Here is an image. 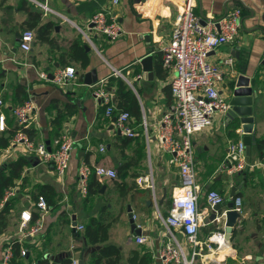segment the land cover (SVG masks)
I'll return each instance as SVG.
<instances>
[{
    "label": "crops",
    "instance_id": "0c3cea01",
    "mask_svg": "<svg viewBox=\"0 0 264 264\" xmlns=\"http://www.w3.org/2000/svg\"><path fill=\"white\" fill-rule=\"evenodd\" d=\"M38 1L46 2L55 14L44 15L29 0H0V94L7 124L6 131L0 132V139H10L7 147L0 146V180L12 178L0 204L5 221L0 232V264L8 245H13V249L19 245V252L27 251L21 257L14 249L11 264H39L45 260L49 264H68L65 261L71 264L73 260L95 264V255L99 256L108 247L119 250L117 264H164L161 251L171 236L160 217L170 214L181 183L178 168L169 164L171 156L158 142L161 120L174 105L170 86L175 72L163 68L162 55L171 40L180 7L174 0H120L117 5H113V0ZM105 8L112 10L123 30L117 39L89 31L93 17ZM235 10L242 11L236 40L213 51L209 59L225 71L219 90L227 101L239 76L256 79L259 98L255 104L254 135L257 141L264 138V0H197L195 9L200 21L203 16L207 23ZM46 25L51 26L41 33L40 29ZM29 29L36 34L31 52H26L20 48V36ZM83 32L91 38L94 47L85 40ZM147 35L151 36L149 40L145 38ZM147 55L153 56V78L144 72L141 64ZM230 58L234 60L233 67L225 64ZM68 67L75 69V104L70 114H63L57 127L53 124L57 109L65 108L69 92L65 89L61 93L50 76ZM115 70L122 71L125 78L113 76ZM93 71L99 83L106 81L114 102L116 85L114 89L108 86L111 78L121 79L137 97L142 117L140 120L131 117L136 138L119 135L112 121L114 117L108 118L106 108L93 96L96 88L83 86L85 75ZM30 100L36 104L37 114L27 135L35 145L45 144L49 150L53 149L55 138L64 130L74 139L70 166L63 179L56 175L52 164L29 154L24 144L13 143L18 127L12 109ZM54 100L57 102L53 106ZM245 136L241 127L227 125L222 114L215 117L210 129L193 136L197 181L202 189L203 223L198 239L203 245L218 232L225 235L218 223H207L212 214L208 192H220L229 202L235 188L234 200L242 201L241 218L231 241L216 236L217 244H211L217 248L214 254L203 261L198 259L195 264H264V167L254 166L263 161V152L256 144L252 146L248 156L251 165L241 174L230 176L219 172L229 145L243 141ZM23 160L22 171L13 173L12 165ZM83 165L91 169L97 166L114 169L117 178H99L93 173L89 186L97 180L101 187L84 197L79 188V171ZM151 174L154 191L138 183L140 178ZM11 191L15 196L5 201ZM45 192L50 207L42 228L36 235L23 238L19 231L21 214L31 213L33 225L41 216L37 200ZM131 215L136 216L134 221L141 235L132 229ZM74 221L84 229L77 232ZM96 222L109 226V238L105 243L92 245L85 234L87 227ZM174 235L190 258L193 246L179 229L174 230ZM140 236L147 237V243L137 244L136 238ZM203 250L208 253L206 246ZM116 259V256L104 257L101 264Z\"/></svg>",
    "mask_w": 264,
    "mask_h": 264
},
{
    "label": "built area",
    "instance_id": "2783aa9c",
    "mask_svg": "<svg viewBox=\"0 0 264 264\" xmlns=\"http://www.w3.org/2000/svg\"><path fill=\"white\" fill-rule=\"evenodd\" d=\"M29 1L44 15L55 14L46 2ZM174 1L179 5L180 12L174 23L171 40L163 48L162 55L163 68L166 71L173 70L175 72L170 86L174 105L161 120L158 142L162 150L171 156L169 164L178 168L181 184L178 192L173 197L170 214L166 217H160L167 234L171 236L170 242L161 251V259L164 264H195L198 259L203 261L204 258L214 254L216 248L211 245L217 244L214 238L218 236L220 239L225 240V235L223 232H218L206 245H203L198 239L203 223L200 209L202 189L197 181L192 139L194 135L210 129L213 126L215 117L221 114L225 115L230 108L229 102L221 95L219 90V85H222L225 80V71L212 63L209 58L213 51L236 40L241 29L242 11L235 10L222 19L209 21L206 27H202L195 11L197 0ZM119 2L120 0H113V5H117ZM91 25H93L92 28ZM89 31L106 36L111 40L117 39L123 34L117 18L113 16L112 10L107 8L93 17L89 25ZM35 34L30 29L23 31L20 36V48L23 51L31 52ZM83 36L94 47L91 38L84 32ZM225 64L233 67L234 60L227 59ZM113 76L125 78L122 71L115 70ZM42 78L48 79L47 75H42ZM74 79L75 69L68 67L54 73L53 80L50 81L60 89L65 90L69 85L74 84ZM106 85V81H101L90 86L92 90L96 88L93 91L94 98L106 108L108 118H117L114 126L122 136L130 139L136 138L138 134L132 126L131 115L127 112L115 114L114 96L109 92ZM3 107L4 100L0 94V132H5L7 129L6 117L2 113ZM12 112L19 129L13 137V143L15 145L24 144L29 154L34 155L43 163L52 164L56 175L63 179L69 169L75 144L69 131H62L54 140V148L49 150L45 144L35 145L27 133L24 132L36 118V104L30 100L13 108ZM146 137L149 139L147 134ZM250 165L245 143L243 141L231 143L227 155L220 165L219 172L233 176L243 173ZM254 166L264 167V159L261 163L254 164ZM93 173L99 178H117V172L114 169L104 166L91 169L87 165H83L79 171V188L81 195L84 197L88 196L89 177ZM138 183L139 185H146L147 188L153 191L155 190L152 174L140 178ZM9 196H15V192H8L5 201ZM206 197L211 209L227 202L226 198L217 191L208 192ZM154 201L156 203L155 197ZM37 208L41 216L33 225H31L33 221L31 213L23 212L21 214L19 231L23 238L34 236L41 230L43 219L49 211L45 197L39 196ZM234 210L239 214L242 213L241 198L234 200ZM133 218L135 220L136 216ZM216 223L222 227V231H225L226 212L218 216ZM83 229V226L75 228L77 232ZM175 229H179L188 243L193 246L194 251L190 258L176 239ZM147 241V237L140 236L136 238V243L140 245L147 243ZM203 246L207 247L208 253H203ZM26 255L27 251L21 249L20 256L25 257ZM14 257L13 245H8L1 264H11ZM71 264H80V262L73 260Z\"/></svg>",
    "mask_w": 264,
    "mask_h": 264
},
{
    "label": "water",
    "instance_id": "95a60500",
    "mask_svg": "<svg viewBox=\"0 0 264 264\" xmlns=\"http://www.w3.org/2000/svg\"><path fill=\"white\" fill-rule=\"evenodd\" d=\"M142 14L141 12L139 13ZM200 24L202 27L207 26V20L205 17H201ZM91 28L93 25L90 26ZM147 40L151 38V36L145 37ZM141 64L143 65L144 72L150 74V78H153V56L147 55L141 60ZM50 80H53V76H50ZM99 82L96 71L87 73L85 75L83 86L90 87ZM66 91L69 92L72 96H75L73 92L74 84L69 85L65 88ZM61 89V93H64ZM259 98V90L256 79H252L251 77H245L244 75L239 76L237 81L235 82L233 89L229 95V110L225 114V121L227 125L241 127V131L246 135L243 138V142L247 146V154L250 155L252 146L255 145L256 137L254 135L255 124H256V111L255 104ZM78 105H80V99H77ZM113 123H116L117 118H113ZM119 135L120 132H118ZM248 168V167H247ZM236 193V189L234 188L232 191L231 199L229 202H226L222 205L215 206L212 209V214L210 218L207 219L208 222H216L218 216H221L224 212H226V227H225V239L227 241H231L232 235L234 233L235 227L237 225L238 220L241 218V215L234 210V195ZM134 215H131V223L132 229L138 234L141 235V229H138L135 221ZM77 227V222H73V228ZM224 263V262H223ZM221 263V264H223ZM80 264H86L85 261H81Z\"/></svg>",
    "mask_w": 264,
    "mask_h": 264
},
{
    "label": "trees",
    "instance_id": "16d2710c",
    "mask_svg": "<svg viewBox=\"0 0 264 264\" xmlns=\"http://www.w3.org/2000/svg\"><path fill=\"white\" fill-rule=\"evenodd\" d=\"M29 15L32 18L33 14L30 13ZM50 26L51 25H46L42 27L40 29V32L42 33V30H44L45 28H50ZM115 85H116L115 114L120 113V112H127L131 115L132 118H135L136 120H140L142 117V113H141L139 101L137 97L135 96V94L133 93V91L131 90V88L127 86L126 83H124L121 79H117V78L109 79L108 86L114 89ZM68 97H69V101H67L65 108L63 110L57 109L58 115L53 121V124L57 127H59L62 123L61 119L64 117L63 114H65L66 112L70 114V110L73 108L75 104L73 101L74 96H72L71 94H68ZM54 102H57V101L56 100L53 101V106H54ZM18 130L19 129L17 128L16 132ZM24 132L29 134V130L27 129ZM9 140L10 139H6L2 137L0 139V146L3 148L7 147L9 145ZM255 144L258 150L263 152L262 158L264 159V138L257 140ZM24 163H25L24 160L22 162L14 163L12 165V167L14 168L13 173L15 171L16 172L22 171ZM11 182H12V178H7V177L0 180V204L4 198L5 191L9 189ZM100 187H101V184L97 180H93L89 186V195H93L95 192H97V189ZM41 196L45 197L47 204L50 207V202H49L50 199L48 198V195L46 194V192L42 193ZM4 228H5L4 212L2 211L0 212V232ZM85 237L89 241V243L92 245L105 243L109 238V226L101 222H96L95 224L89 225L87 227ZM19 248H20L19 245H16V246L14 245V249L17 250V253H16L17 255L20 254ZM119 255H120L119 250L115 247L104 248V250L100 253L99 256L95 255V264H101L102 258L108 257V256H113V257L116 256L117 258L115 261L108 262V264H117ZM65 262L70 264L69 261H65ZM13 264H16V263H13ZM39 264H49V261L45 260L43 262H40Z\"/></svg>",
    "mask_w": 264,
    "mask_h": 264
},
{
    "label": "rangeland",
    "instance_id": "374dc122",
    "mask_svg": "<svg viewBox=\"0 0 264 264\" xmlns=\"http://www.w3.org/2000/svg\"><path fill=\"white\" fill-rule=\"evenodd\" d=\"M56 86V85H55ZM57 87V86H56ZM228 179V178H227ZM220 193V192H219ZM221 194V193H220ZM221 195H223V194H221ZM217 249V248H216Z\"/></svg>",
    "mask_w": 264,
    "mask_h": 264
},
{
    "label": "bare ground",
    "instance_id": "6f19581e",
    "mask_svg": "<svg viewBox=\"0 0 264 264\" xmlns=\"http://www.w3.org/2000/svg\"><path fill=\"white\" fill-rule=\"evenodd\" d=\"M225 241V240H224ZM226 242V241H225ZM217 243V242H216Z\"/></svg>",
    "mask_w": 264,
    "mask_h": 264
}]
</instances>
